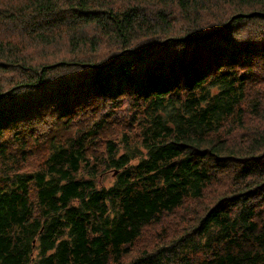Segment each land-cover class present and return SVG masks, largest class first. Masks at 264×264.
<instances>
[{
	"label": "trees",
	"instance_id": "1",
	"mask_svg": "<svg viewBox=\"0 0 264 264\" xmlns=\"http://www.w3.org/2000/svg\"><path fill=\"white\" fill-rule=\"evenodd\" d=\"M259 89L264 0H0V264H264Z\"/></svg>",
	"mask_w": 264,
	"mask_h": 264
},
{
	"label": "rangeland",
	"instance_id": "2",
	"mask_svg": "<svg viewBox=\"0 0 264 264\" xmlns=\"http://www.w3.org/2000/svg\"><path fill=\"white\" fill-rule=\"evenodd\" d=\"M257 95L260 99L261 102H263V91L262 89L257 90ZM257 95L254 94L251 98V106L254 105L257 99ZM85 116V113L83 112L81 115H77L75 117L76 122L82 121ZM256 121V120H255ZM113 124V123H112ZM120 128L118 126H112L108 129V126L104 127L102 130V133H105L104 135L109 138H113ZM241 128L239 127V124H229L227 125L224 134H229V135H235L238 133V131ZM118 135L121 136V131H118ZM127 138V136H126ZM122 148V147H121ZM120 148V149H121ZM105 157L103 153L99 154L97 157V160L100 161V157ZM41 162V161H40ZM31 164H34V161L31 162ZM97 174L98 180H102L103 184L105 186H111L114 183L115 177L117 175V171H114L110 169L109 167L102 165V166H97ZM89 173L88 167L85 169V175ZM226 185L224 183H219L217 181L216 184L210 186L206 192V198L202 201H195V200H187L185 204L176 211L174 214H169L163 219H160L159 223L157 224H151L149 226H146L143 229V232L138 240H136L133 243V250H149V251H155L159 248L160 243L166 238V236H171V232H168L164 229H168L170 225L174 224L175 227L177 228V232L182 233L183 228L186 227L192 220V217L200 211L203 203L206 201V204L209 205L210 202H208L209 199H213L211 196H216L225 189ZM171 240V237H170Z\"/></svg>",
	"mask_w": 264,
	"mask_h": 264
},
{
	"label": "bare ground",
	"instance_id": "3",
	"mask_svg": "<svg viewBox=\"0 0 264 264\" xmlns=\"http://www.w3.org/2000/svg\"><path fill=\"white\" fill-rule=\"evenodd\" d=\"M148 3V2H147ZM157 3V2H156ZM148 6V5H147ZM161 10V9H160ZM97 14V13H96ZM99 14V13H98ZM106 18V17H105ZM99 28V27H98ZM88 30H89V28H88ZM99 31V30H98ZM100 32V31H99ZM96 33V32H95ZM164 35V34H163ZM101 36V35H100ZM155 36V35H154ZM164 37H166V36H163L162 38H164ZM96 38V37H95ZM153 39V38H152ZM151 39V40H152ZM217 40V39H216ZM153 41V40H152ZM220 41V40H219ZM218 41V42H219ZM218 42H217V44H218ZM215 43V42H214ZM223 44V43H222ZM225 44V43H224ZM223 44V45H224ZM170 45V44H169ZM213 46H215L214 44H213ZM222 46V45H221ZM160 47V46H159ZM172 47V46H171ZM209 47H211V46H209ZM173 48V47H172ZM102 50V49H101ZM171 50V49H170ZM210 50V49H209ZM169 52H171V51H169ZM175 52V51H174ZM209 52V51H208ZM165 54V53H164ZM167 54V53H166ZM210 54V53H209ZM103 57V56H102ZM98 60V59H97ZM100 60V59H99ZM101 62H103V61H101ZM105 68V67H104ZM97 69V68H96ZM101 72V71H100ZM112 73V72H111ZM101 74V73H100ZM95 75V74H94ZM113 77V76H112ZM116 78V77H115ZM42 80V79H41ZM36 82V81H35ZM66 87V86H65ZM32 89V88H31ZM37 89V88H36ZM40 89V88H39ZM38 91V90H37ZM50 95V94H49ZM73 96V95H72ZM62 97V96H61ZM64 97V96H63ZM59 99V98H58ZM41 101V100H40ZM49 101V100H48ZM54 101V100H53ZM59 102V101H58ZM52 103V102H51ZM68 103V102H67ZM57 104V103H56ZM55 104V105H56ZM54 105V104H53ZM64 106H65V104H64ZM75 106V105H74ZM47 107V106H46ZM35 110V109H34ZM33 112V111H32ZM31 117V116H30ZM34 125V124H33ZM33 128V127H32ZM35 132V131H34ZM34 134V133H33ZM230 182V181H229ZM250 202V201H249ZM256 202V201H255ZM257 203V202H256ZM249 205V204H248ZM255 206V205H254ZM256 206H257V204H256ZM16 240V239H15Z\"/></svg>",
	"mask_w": 264,
	"mask_h": 264
}]
</instances>
